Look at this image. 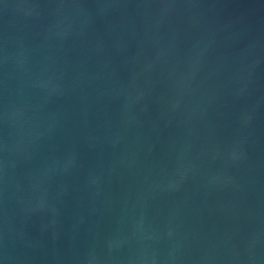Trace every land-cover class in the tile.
<instances>
[{"label": "water", "instance_id": "water-1", "mask_svg": "<svg viewBox=\"0 0 264 264\" xmlns=\"http://www.w3.org/2000/svg\"><path fill=\"white\" fill-rule=\"evenodd\" d=\"M0 264H264V0H0Z\"/></svg>", "mask_w": 264, "mask_h": 264}]
</instances>
